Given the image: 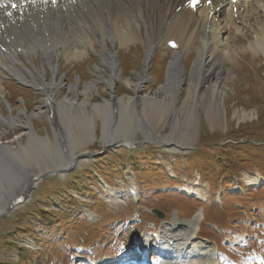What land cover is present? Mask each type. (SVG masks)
Returning <instances> with one entry per match:
<instances>
[{
	"label": "rangeland",
	"instance_id": "374dc122",
	"mask_svg": "<svg viewBox=\"0 0 264 264\" xmlns=\"http://www.w3.org/2000/svg\"><path fill=\"white\" fill-rule=\"evenodd\" d=\"M257 17L249 23L254 20L260 23ZM233 20L229 25L231 36L240 21H245ZM245 36H240L236 47L240 54L236 64L227 62L224 65L235 68L232 78L219 82L221 123L211 127L199 103L194 122L178 117L173 133V112L164 119L163 126L160 118L148 117L153 127L151 137L141 130H136L134 136L126 133V118L119 117L116 106L112 109L116 115L110 120L105 117L104 121H111L107 125L109 131L111 125L117 131L107 134L109 138L105 140H102L103 121L94 117V140L90 142L80 113L69 120L63 119L66 133L56 124L53 128L47 109H43L45 96L4 73L0 117L9 119L12 112L18 117L20 110L27 114L42 110L31 123L40 138L49 140L51 148H46L47 155L43 156L45 148L35 151L32 145V153L42 156L39 165L59 166L64 162L58 146L60 138L68 145L69 157L81 152L86 156L63 177L53 175L41 179L30 199L9 216L0 218V263L79 264L93 256L95 264H113V260L124 264L126 259L122 254L131 250V235L138 234L139 247L144 242L151 247L161 228L174 219L185 225L198 217L196 242L209 244L218 264H264V58L245 50L250 39L248 33ZM131 44L113 46L107 41L110 51L118 53L119 50L121 79L114 85L117 99L134 96L127 80L136 74L147 75L139 97L164 85L167 65L174 52L158 46L145 69V44ZM99 52L97 46L94 50L88 49V55L81 60H60L56 80L62 83L55 95L57 104L61 105L68 96L71 85L78 82L77 88L83 91L84 86L96 78L94 70L99 65ZM35 58L32 59L38 69L41 58ZM196 58L197 51L192 50L182 60L183 71L188 77ZM46 68L50 83L52 76ZM95 87L87 94L94 103H99L100 98H107L108 91L102 82ZM183 88L176 103L178 109L186 98V87ZM79 98L88 99L83 94ZM131 114L132 110L130 118ZM131 120V125L137 127L146 117L140 109L134 112ZM2 128H6V132L0 136L1 144L26 162L28 135L25 129L0 124ZM193 137L194 141L189 143ZM118 138L143 144L131 150L114 149L108 143ZM150 138L152 140L148 141ZM162 143L177 145L179 149L170 151L161 147ZM27 161L28 175L30 172L39 174L36 162ZM1 205L0 210L3 209ZM154 211L162 216L158 217ZM153 257L152 262L156 263L154 254Z\"/></svg>",
	"mask_w": 264,
	"mask_h": 264
},
{
	"label": "bare ground",
	"instance_id": "6f19581e",
	"mask_svg": "<svg viewBox=\"0 0 264 264\" xmlns=\"http://www.w3.org/2000/svg\"><path fill=\"white\" fill-rule=\"evenodd\" d=\"M255 16L260 17L261 22L254 20L249 23ZM233 19L245 21H240L235 27L234 36H231L229 25ZM245 33H248L250 38L245 50L264 58V0H0V44H3L0 46V96L4 100L2 83L6 74L20 85L36 88L45 96L43 109L46 108L48 114L52 115L50 122L53 128L56 124L66 133L63 119L69 120L74 114L80 113L79 117L88 129L90 142L94 140V117L103 121L102 129L105 132H102V140L109 138L107 134L116 133L117 130L112 125L111 131L107 129L111 121H104L105 117L110 120V117L116 115L112 110L115 106L119 107V117L126 118L127 126L124 131L132 133L133 136L136 130H141L151 137L153 127L148 117L160 118V121L163 120V126L164 119L168 118L171 112L175 118L171 130L173 133V129L178 126V117L187 118L189 123L194 122L197 116L195 108L199 103L203 106L208 123L213 127L221 123L222 119L219 82L231 79L235 71V68H226L224 65L227 62L236 64V58L240 57L236 47L240 36H247ZM107 41L113 46L119 43L122 47L133 45L131 43L145 44V69L151 57L155 56L158 46H163L169 51L171 49L167 43L175 41L178 48L174 50L167 65L166 83L149 95L139 97L147 75L136 74L133 79L127 80V86L132 88L134 96L117 99L114 85L121 79L118 69L119 50L118 53L115 50L110 51ZM97 46L100 52L97 55L99 65H96L94 70L96 78L86 84L83 91L77 88L78 82L71 85L68 96L61 101V105L57 104L55 95L62 83L56 80L60 60H81L83 56L88 55V49L94 50ZM192 50L197 51V58L188 77L183 71L182 60ZM34 57L35 60L41 58V67L38 69L32 59ZM21 58L33 69H29ZM46 67L52 76L50 83L47 82ZM99 82L107 87V98H100L99 103H94L88 98L87 92L96 88L95 85ZM183 87H186V98L178 109L176 103L180 92L185 90ZM81 94L88 99L80 100ZM7 105L11 109L8 103ZM140 109L146 121L142 120L137 127H133L131 119L134 112ZM40 113L42 110L39 109L32 114L20 110L17 117L12 112L9 119L1 116L0 124L3 127L25 129L28 135L24 153L26 162L27 159L34 160L40 173L60 170L66 166L65 159L59 166L46 163L39 165L42 156L38 152L32 153V145H35V151L44 147L43 156H46V150L51 148L49 140L40 138L31 123V119ZM112 124H115V121ZM5 132L6 128L0 129V136ZM194 134L193 131L192 135ZM122 140L127 141L126 138H118V141ZM113 141L116 140L111 142ZM193 141L194 137L189 143ZM64 142L68 150V145ZM58 146L60 147V143ZM2 147H5L4 150L1 149L4 153L2 157L10 164V171L13 173L8 191L5 192L4 185L0 187V205L4 202L1 205L4 208L11 198L10 194L14 195L15 189H22L27 176L32 173L28 175V163L19 158L18 153L9 147L0 146ZM60 149L62 151L61 147ZM74 156L69 160H76ZM11 159L15 161H9ZM199 223L198 217L185 225L178 224L177 219H174L162 227L152 241L163 244V248L160 250L158 245L156 252L149 256L150 245L144 243L143 247H140L143 257L148 256V264H217L209 244L196 242ZM155 253L160 260L153 263L151 256ZM131 258L137 262L141 259L138 255Z\"/></svg>",
	"mask_w": 264,
	"mask_h": 264
},
{
	"label": "water",
	"instance_id": "95a60500",
	"mask_svg": "<svg viewBox=\"0 0 264 264\" xmlns=\"http://www.w3.org/2000/svg\"><path fill=\"white\" fill-rule=\"evenodd\" d=\"M115 142L118 143L119 141H113V142H110L109 144L114 145L115 147H127L128 146V143H126V142H122V143H119L117 145H115L116 144ZM60 147L62 148L63 154L66 156V153L68 152V150H67V147L65 146L64 139H62V138H60ZM161 147H168V145L162 143ZM174 147H176V145H174ZM4 148L5 147L0 148V178H1V184L4 185L5 192H6V191H8V188H10L12 178H11L10 171H9L11 166L9 163H5L6 160L2 157V156H4V153H2ZM1 149H3V150H1ZM78 156H84L85 157L86 155L80 154ZM65 165L66 166L61 168L60 170H51L50 172L48 171V172H45V173L39 175L38 179H42L44 177L52 176L55 174L63 176L65 173H68L74 169V167L76 165V161L75 160L70 161L69 159H66ZM12 167H14V166L12 165ZM34 181H37V179L32 178L31 175L27 176V180H25V186H23L22 189H18V190L15 189L14 195L10 194L9 197H11V199L4 206L3 210L0 212V217L2 215H6L12 208L15 207V205L17 203V202H15L16 196L22 197L24 199L29 197L30 192L34 188V184H33ZM156 213H157L158 217L162 216L160 213H158V212H156Z\"/></svg>",
	"mask_w": 264,
	"mask_h": 264
},
{
	"label": "snow or ice",
	"instance_id": "6c2138e0",
	"mask_svg": "<svg viewBox=\"0 0 264 264\" xmlns=\"http://www.w3.org/2000/svg\"><path fill=\"white\" fill-rule=\"evenodd\" d=\"M13 7H16V5H13Z\"/></svg>",
	"mask_w": 264,
	"mask_h": 264
},
{
	"label": "trees",
	"instance_id": "16d2710c",
	"mask_svg": "<svg viewBox=\"0 0 264 264\" xmlns=\"http://www.w3.org/2000/svg\"><path fill=\"white\" fill-rule=\"evenodd\" d=\"M127 162L125 161V164H126ZM10 245V244H9ZM1 264V263H0Z\"/></svg>",
	"mask_w": 264,
	"mask_h": 264
}]
</instances>
